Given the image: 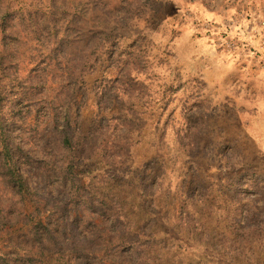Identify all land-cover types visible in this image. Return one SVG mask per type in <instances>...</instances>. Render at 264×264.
<instances>
[{
    "label": "rangeland",
    "instance_id": "374dc122",
    "mask_svg": "<svg viewBox=\"0 0 264 264\" xmlns=\"http://www.w3.org/2000/svg\"><path fill=\"white\" fill-rule=\"evenodd\" d=\"M262 133L264 0H0V264H264Z\"/></svg>",
    "mask_w": 264,
    "mask_h": 264
},
{
    "label": "trees",
    "instance_id": "16d2710c",
    "mask_svg": "<svg viewBox=\"0 0 264 264\" xmlns=\"http://www.w3.org/2000/svg\"><path fill=\"white\" fill-rule=\"evenodd\" d=\"M0 146H1L3 159L5 160L7 164V172H8L9 178L14 183V185L19 188L20 191L22 192L26 191V186L23 182V179L20 173L18 172V170L16 169V167L14 166V164L12 163V157L9 153L8 145L2 141L0 142Z\"/></svg>",
    "mask_w": 264,
    "mask_h": 264
},
{
    "label": "crops",
    "instance_id": "0c3cea01",
    "mask_svg": "<svg viewBox=\"0 0 264 264\" xmlns=\"http://www.w3.org/2000/svg\"><path fill=\"white\" fill-rule=\"evenodd\" d=\"M258 118V117H257ZM256 125V124H255ZM256 129H259L260 130V128H258V126L256 125ZM259 143H261L262 144V149H264V133H262L261 134V138H259Z\"/></svg>",
    "mask_w": 264,
    "mask_h": 264
}]
</instances>
